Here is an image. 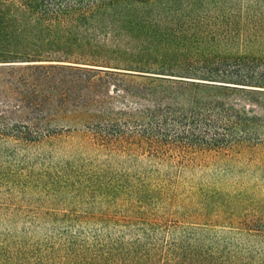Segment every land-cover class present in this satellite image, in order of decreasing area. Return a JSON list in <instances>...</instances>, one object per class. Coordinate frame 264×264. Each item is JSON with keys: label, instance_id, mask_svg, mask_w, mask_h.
Wrapping results in <instances>:
<instances>
[{"label": "trees", "instance_id": "16d2710c", "mask_svg": "<svg viewBox=\"0 0 264 264\" xmlns=\"http://www.w3.org/2000/svg\"><path fill=\"white\" fill-rule=\"evenodd\" d=\"M261 2L242 19L264 48ZM203 4L0 0V139L60 164L74 151L61 146L68 137L94 149L136 137L203 141L233 131L224 101L209 94L264 92V53L233 52L211 28L218 14ZM92 173L85 181L114 183L134 205L178 198L168 174Z\"/></svg>", "mask_w": 264, "mask_h": 264}, {"label": "rangeland", "instance_id": "374dc122", "mask_svg": "<svg viewBox=\"0 0 264 264\" xmlns=\"http://www.w3.org/2000/svg\"><path fill=\"white\" fill-rule=\"evenodd\" d=\"M257 1L202 5L218 14L213 32L243 57L264 53L242 19ZM209 95L237 127L203 141L136 137L91 149L68 137L61 146L74 151L59 164L0 139V264H264V92ZM86 172L168 174L178 198L134 205Z\"/></svg>", "mask_w": 264, "mask_h": 264}]
</instances>
